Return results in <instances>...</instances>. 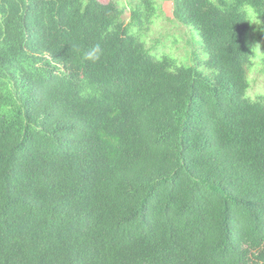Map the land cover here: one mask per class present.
<instances>
[{"label": "trees", "instance_id": "1", "mask_svg": "<svg viewBox=\"0 0 264 264\" xmlns=\"http://www.w3.org/2000/svg\"><path fill=\"white\" fill-rule=\"evenodd\" d=\"M166 1L0 0V264H264V0Z\"/></svg>", "mask_w": 264, "mask_h": 264}, {"label": "rangeland", "instance_id": "2", "mask_svg": "<svg viewBox=\"0 0 264 264\" xmlns=\"http://www.w3.org/2000/svg\"><path fill=\"white\" fill-rule=\"evenodd\" d=\"M98 3L102 5H106L109 3H112L116 5L119 9H123V15H122V21L124 23L128 22L129 18V10L127 5L128 0H96ZM155 1V0H154ZM156 4L160 8L159 16L156 20H154V25L149 28V31L147 33V37L145 38L147 42V46H150V44H153L154 41L159 42V46L157 48L158 53H170V56L175 55L176 57L180 58L182 57V54L185 53L182 50L183 42L180 44V41H173V39H177V37L183 36L186 32L185 29L179 28L178 26H173L169 23L170 20H172V3L170 1L166 0H156ZM250 9H246V11H249ZM248 20V19H247ZM256 26L259 25V20H257ZM249 28L248 32H246L245 37L246 39V47L249 51H251L253 48H259L260 46L263 48V45L257 41L259 44L257 45L254 41V25L250 24L248 21ZM195 35V38L197 39V35ZM162 43V44H161ZM249 43V44H248ZM165 48L163 47V45ZM260 45V46H259ZM261 51H263L260 48ZM186 51V50H185ZM172 54V55H171ZM263 55V54H261ZM260 55V56H261ZM254 59L253 61L256 62L258 59L253 55ZM201 58L203 59V55H201ZM255 67H252V69L249 71V80L251 85V90L248 92V97L250 99H253L256 95H263L264 96V81H262L263 77L259 75L260 66L256 68L257 65H254Z\"/></svg>", "mask_w": 264, "mask_h": 264}, {"label": "clouds", "instance_id": "3", "mask_svg": "<svg viewBox=\"0 0 264 264\" xmlns=\"http://www.w3.org/2000/svg\"><path fill=\"white\" fill-rule=\"evenodd\" d=\"M245 15H246L248 21L251 23H255L256 19L258 18L257 13L255 12L254 9H250L249 11H247L245 13ZM98 50H99V46H96V48L92 52H89L86 55V58L90 59V60L98 59V55H97ZM251 52H252V54H255L256 56H260L261 54H264V51H261L260 48H253L252 47Z\"/></svg>", "mask_w": 264, "mask_h": 264}]
</instances>
